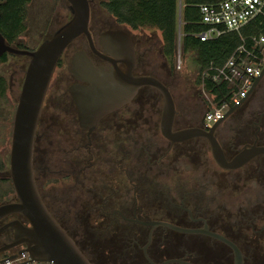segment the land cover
Returning <instances> with one entry per match:
<instances>
[{
    "label": "flooded vegetation",
    "instance_id": "af4514ba",
    "mask_svg": "<svg viewBox=\"0 0 264 264\" xmlns=\"http://www.w3.org/2000/svg\"><path fill=\"white\" fill-rule=\"evenodd\" d=\"M90 6L97 52L85 36L78 38H84L80 50L107 71L122 68L124 64L105 51L101 34L130 27H122L115 18L110 23L104 8L94 12L93 0ZM105 19L110 23L106 28ZM132 32L134 75L160 80L174 99L171 134L163 132V95L152 86L141 87L129 103L97 121L95 116L82 120L71 93L73 86L88 84L70 71L77 50L68 63L71 83L53 95L60 112L56 115L52 106L41 136L39 121L35 141V179L46 207L92 264H235L237 253L243 264H262L264 153L238 166L236 161L245 150L264 148V75L243 101L209 126L208 98L198 90L178 93L176 69L166 60L162 64L160 50L159 57L154 55V43ZM200 88L206 95L215 92ZM56 117L62 123L58 127ZM70 125L79 127L73 135L67 133ZM212 128L229 166L214 156ZM189 129L198 134H179ZM50 138L76 139L58 143L59 160L54 162ZM16 219L30 226L18 215L0 220V248L15 238L14 229L4 227ZM25 247H13L0 258Z\"/></svg>",
    "mask_w": 264,
    "mask_h": 264
},
{
    "label": "water",
    "instance_id": "95a60500",
    "mask_svg": "<svg viewBox=\"0 0 264 264\" xmlns=\"http://www.w3.org/2000/svg\"><path fill=\"white\" fill-rule=\"evenodd\" d=\"M66 1L72 13L71 19L36 49H25L10 44L0 32V57L9 54L29 58L15 113L10 155V178L17 197L16 200L0 204V220L18 215L30 224L25 226L19 219L8 223L4 229L13 228L15 238L11 239L10 245L0 248V253L26 245L19 253L28 252L35 261L92 264L52 216L42 199L35 179V141L45 99L57 66L69 46L81 36H85L93 51L97 52L90 30V0ZM179 25V41H181V13ZM132 36L133 32L130 29L107 30L101 34L105 51L110 56L118 58L124 64L122 68L116 66L115 69L107 71L103 67L96 66L86 50L77 51L72 59L70 71L88 84L73 86L71 93L76 100L82 120L93 119L95 116L94 121H97L113 109L129 103L141 87H155L162 93L165 102L163 132L170 135L175 113L174 99L169 88L160 80L152 76L134 75L133 71L137 63ZM260 79L261 76L251 91L256 88ZM123 92L125 96L121 98ZM213 130L214 128L210 130V137L214 156L221 165L229 166L216 140L212 137ZM179 134L187 137L194 136L198 132L189 129ZM258 152L264 153V148L254 151L245 150L237 159L239 163L236 161V165L243 164L251 155ZM16 257L17 254L9 256L12 259ZM235 264H243L241 254H236Z\"/></svg>",
    "mask_w": 264,
    "mask_h": 264
},
{
    "label": "rangeland",
    "instance_id": "374dc122",
    "mask_svg": "<svg viewBox=\"0 0 264 264\" xmlns=\"http://www.w3.org/2000/svg\"><path fill=\"white\" fill-rule=\"evenodd\" d=\"M104 1L105 0H93L94 12H97L99 7L103 10ZM180 13L182 30L183 24L181 1L179 4L178 27L180 26ZM104 16L109 18L110 23L114 24V17L111 16L105 9ZM71 17L72 13L69 9V3L66 0H32V2L28 5V15L26 19L27 29L19 37V42L22 45L26 46L28 49H36L41 45V43L45 39L51 37L55 33V31H57L61 26L68 22ZM106 19L104 20V22L106 21ZM109 22H105L103 24V27H109ZM134 33L136 32L134 31ZM137 33L139 34V36H143L148 39L150 43H154L156 45V53H154V55H158L159 57V44H161L159 43V39H161L160 32L155 29H145L140 32L137 31ZM83 40L84 38L76 40L73 46L68 48V50L63 56V65L61 66V68H58L56 70V74L49 90L46 104L44 106L43 113L40 119V136L43 132L44 122L47 121L48 115L52 113V111H54L52 106L55 107L54 112L56 115L60 112L61 107L53 99V95L60 87H68L71 83L68 71V63L69 60L72 58L73 54L77 50H80L79 47ZM161 62L162 64H164L165 59L162 58ZM28 64V57L10 55L9 61L0 67V77H4L7 81L6 95H0V178L10 176V155L12 148L15 113L19 103V97L22 90ZM175 69L177 71L179 79L180 88L177 91L178 93H182V91H186V93H196L198 90V93L202 94L204 97L207 98L206 93L200 88L201 86L196 84L198 68L195 64V57L193 53H186L184 51L183 45L181 41H179V28ZM58 116L59 118L61 117L63 119V123H66L65 118L63 116ZM55 121V127H58V125L62 124L57 117L55 118ZM75 130H79V127L74 125H70L69 127H67V133L70 135L75 134ZM50 139V142L53 143L50 158L54 162H57L59 160V153L57 151L58 143L60 141L74 140L76 138ZM41 174H43V172H40V176ZM16 197L17 195L13 186L5 187L0 192V204L16 200ZM263 259L264 256H259V261H262ZM262 264H264V262Z\"/></svg>",
    "mask_w": 264,
    "mask_h": 264
},
{
    "label": "trees",
    "instance_id": "16d2710c",
    "mask_svg": "<svg viewBox=\"0 0 264 264\" xmlns=\"http://www.w3.org/2000/svg\"><path fill=\"white\" fill-rule=\"evenodd\" d=\"M180 1L183 24L181 43L186 53L194 54L195 64L198 68L196 84L201 86L202 73L210 62L223 65L242 44L241 35L238 32H228L212 41H201L196 37L205 29L201 23L200 6L222 0H105L103 8L119 24L128 26L136 32L145 29L159 31L161 34V39H159L161 55L175 69ZM31 2L32 0H0V32L10 44L25 49L28 48L19 42V37L27 29L28 5ZM259 23V19L254 20L241 30V34L246 36L264 32V27L259 26ZM9 58V54L1 56L0 67L7 63ZM204 87L207 91L215 89V86L209 81ZM6 91L7 81L4 77H0V95L5 96ZM8 186H13L10 176L0 178V192Z\"/></svg>",
    "mask_w": 264,
    "mask_h": 264
},
{
    "label": "built area",
    "instance_id": "2783aa9c",
    "mask_svg": "<svg viewBox=\"0 0 264 264\" xmlns=\"http://www.w3.org/2000/svg\"><path fill=\"white\" fill-rule=\"evenodd\" d=\"M201 23L205 29L196 37L212 41L228 32H238L242 44L223 65L210 62L202 73V85L209 81L216 92L207 94L209 111L206 122L209 126L220 120L226 112L243 101L253 89L264 71V32L242 35L241 30L254 20L264 27V0H222L200 6ZM181 64V62H180ZM179 64V65H180ZM12 259L7 255L0 264H56L54 261L32 260L28 252L16 253Z\"/></svg>",
    "mask_w": 264,
    "mask_h": 264
}]
</instances>
